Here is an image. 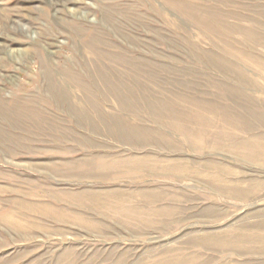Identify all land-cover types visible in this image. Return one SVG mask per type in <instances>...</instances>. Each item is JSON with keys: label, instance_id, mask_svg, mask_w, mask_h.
<instances>
[{"label": "rangeland", "instance_id": "obj_1", "mask_svg": "<svg viewBox=\"0 0 264 264\" xmlns=\"http://www.w3.org/2000/svg\"><path fill=\"white\" fill-rule=\"evenodd\" d=\"M0 264H264V0H0Z\"/></svg>", "mask_w": 264, "mask_h": 264}]
</instances>
